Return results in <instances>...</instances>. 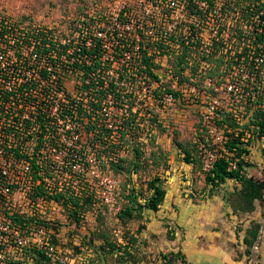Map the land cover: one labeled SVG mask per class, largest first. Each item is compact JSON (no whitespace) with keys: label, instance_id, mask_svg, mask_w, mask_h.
I'll return each instance as SVG.
<instances>
[{"label":"rangeland","instance_id":"374dc122","mask_svg":"<svg viewBox=\"0 0 264 264\" xmlns=\"http://www.w3.org/2000/svg\"><path fill=\"white\" fill-rule=\"evenodd\" d=\"M211 1L0 0V30L8 32V37L0 42L3 51L0 61L4 62L1 74L10 77L3 78L6 82L0 81V87L5 89L34 81L37 71L33 68L37 66L75 61V58L36 57L35 40L22 43V39L33 37L38 31L46 32L56 43L75 39L80 45L114 26L125 27L132 35L140 33L144 37L130 51V58L125 53L114 58L110 55L114 41L103 33L104 54L99 58H79L120 60L114 66H100L94 75H106V79L117 84L107 92L100 108L101 118L109 124L113 137L102 142L96 140L86 133L85 128L91 122L78 117L67 118L64 132L66 130L68 147L79 151L80 169H84L77 173L76 185L73 182L72 187L68 180L63 181L61 193L55 195L59 207L53 228L63 261L45 262L37 257L35 261L24 258L16 264H182L178 258L181 250L188 248V218L200 211L202 205L207 208L212 204L205 203L206 197L197 198L187 192L188 180L197 191L201 189L199 180H203L207 172L203 164L197 166L200 173L193 178H185L177 170L174 173L179 159L189 157L191 160L192 153L203 159L197 143L202 128L198 111L214 99L219 109L226 112L240 109L242 100L237 94H229L227 86L245 82L246 73L256 77L257 85H264V38L257 39L260 33L264 35V0ZM19 45L22 48L17 50ZM140 47L146 51L147 58L136 57ZM16 51H21L20 59L26 63L28 72L17 71L19 66L10 62L18 59ZM183 54H186L185 60ZM147 62L152 63L151 71L157 78L149 75ZM61 74L64 91L82 102V107H88V100L77 96L85 76H77L75 71ZM257 85L255 89L262 98L263 88ZM49 87L29 92L27 102L49 97L45 99L49 107L44 109L62 108L67 102L65 92ZM166 93L173 94V103L162 100ZM20 103L5 109H39L34 103L31 108ZM231 112L242 115L238 110ZM260 116L255 115V121H249L259 125L261 133ZM123 129L124 136L120 137ZM56 132L55 129L52 133ZM259 141L264 142L250 130L246 166H258L252 147ZM263 148L259 145L254 152L264 153ZM191 162L196 164L194 160ZM263 163L258 169L263 173L262 178L251 180L259 190L257 205L264 208ZM49 174L54 175V170ZM158 183L164 186L165 199L151 210L150 199ZM219 200L224 201L221 196ZM220 227L213 226V230ZM249 230L251 238L244 235L246 247L241 250L247 255L255 239ZM221 239L217 237L216 242L224 243L223 237ZM263 249L259 245L252 248L254 258L248 257L244 264H260L258 256L264 261Z\"/></svg>","mask_w":264,"mask_h":264},{"label":"built area","instance_id":"2783aa9c","mask_svg":"<svg viewBox=\"0 0 264 264\" xmlns=\"http://www.w3.org/2000/svg\"><path fill=\"white\" fill-rule=\"evenodd\" d=\"M205 1L210 2L209 0ZM207 6H210V3ZM121 28L120 26H114L106 30V32L101 31L96 35V39L84 41L81 46L85 45L88 49H92L95 43L98 42L103 51L102 56L105 51V45L101 41L103 35H106L114 41L111 56L117 58L118 54L125 53L130 58V51L138 45L140 39L138 33L132 35L131 32L125 31V27L121 26ZM138 31L140 32V30ZM125 35H128V37L132 36L131 41L133 42V46L126 51L123 49L117 52V48L121 49L122 47L120 40ZM77 44L80 45L78 42ZM21 48L22 45H19L17 50ZM21 51H16L17 54L15 56L18 59L11 60L10 62L19 66L17 71L28 72L29 69H26V63L20 59L22 56ZM0 52H3L2 49H0ZM133 55H136V52L133 51ZM35 56L37 57L36 53ZM61 58L66 57L62 55ZM73 60L75 61H54L46 63L43 67L37 66L36 69L33 68V71H37V78L34 81H25L18 86L35 83L37 88L32 91H36L37 89H48L50 88L49 85H51L65 92L60 87V83L64 79L61 72L66 71L68 73L75 71L77 76H85V72L89 71L85 68L92 64H95V67L93 66L94 68L82 78V83H88L91 79H98L100 77L104 79V87H107L109 83L113 84V88L117 85L116 81L106 79V75H94L100 66H114L120 60L113 58L106 61H101L102 59L80 60L79 58ZM260 60L263 61V58H260ZM121 61L126 62V60ZM3 63L1 60L0 81L3 78L10 79L5 74H1ZM42 72H46L45 77L42 76ZM246 76L245 82L239 85L234 83L227 86L229 94H237V98L242 100V104L239 106L240 109H231V111L238 110L239 113H242L241 117L236 116V112H226L223 109H219V103L216 99L206 102L203 107L204 109H199L198 111L200 113V127L202 128L200 129V137L197 143L203 155V167L207 172L212 169L218 157L233 156V151L237 150L236 147L244 146L249 148V144L246 142L250 137V130L251 133L254 131L264 141V132L260 133L259 125L250 124L249 121H255V111L259 103V90L255 89V85L259 81L252 73H246ZM260 87L263 88V103L259 104L263 108L260 121L264 128V85H260ZM239 88L241 89L240 91L238 90ZM0 89L4 91L0 92V108H2L0 109V264H16L21 259H31L30 254H34L35 251H40L52 260L56 259L61 262L63 261V256H60L58 246L52 242L54 236H57V234L51 225L55 224L57 219L55 212L56 208L59 207L57 200L52 195L61 193L63 181L68 180L72 186L73 182L77 180V173L82 172L84 169L83 167L80 169L81 157L78 153L79 151H74V149L68 147L69 143L67 142V135H65L66 130L64 132L67 117L62 116V108L5 109L16 105L19 106L21 105L20 102H24L25 104L23 103V105H26V108H28L33 102H27L29 99L24 100V98L16 103L12 94L6 100L3 98V95L14 92L16 87H6L5 89L2 86ZM192 90L194 91V89ZM25 94L30 96L29 91ZM57 95L61 96V94ZM41 99L45 100L49 99V97H41L39 100ZM162 100L167 103H173L175 97L172 93H166L162 95ZM104 102L105 100L103 99L101 106ZM249 102L254 103L251 106L252 109H246ZM7 104L8 106H6ZM56 106L58 107L59 105L56 104ZM223 111L226 113L224 114ZM244 118L247 121L246 126L249 127L245 126L246 123L243 124ZM222 120L230 122L232 127L229 128ZM106 125L110 128L109 124ZM55 129L57 132L54 135L52 132ZM240 135L242 137L238 141L237 139H239ZM232 141H236L235 146L228 148L227 144ZM240 158L243 160L248 159V153L244 150ZM236 161L237 158L234 161H230V169L236 167ZM51 169L54 170V175L52 176L49 174ZM74 185H76V182ZM260 232L262 234L264 230L260 229ZM257 246L255 244L253 248Z\"/></svg>","mask_w":264,"mask_h":264},{"label":"trees","instance_id":"16d2710c","mask_svg":"<svg viewBox=\"0 0 264 264\" xmlns=\"http://www.w3.org/2000/svg\"><path fill=\"white\" fill-rule=\"evenodd\" d=\"M116 34V33H115ZM139 39L143 40L144 37L138 33ZM8 37V32L7 30H0V42L1 39ZM35 40V45H34V51L39 58H61L62 55H65V57H75V58H81L83 56H89V57H94V58H99L102 54V49L100 48V44L98 42L95 43V46L92 49H88L85 45H79L77 44L75 39H67L64 43L58 42L57 43L54 41L55 39L52 38L51 36L47 35L46 32L43 31H38L34 34L33 37H24L22 39V43L26 42L27 40L29 41L30 39ZM264 38L263 34H260L257 36L258 41H262ZM139 41V42H140ZM76 44V45H75ZM120 44L122 45L121 49L117 48V52L125 49L128 50L133 46V42L131 41V38L128 37V35H125L121 38ZM159 47H163L162 43H160ZM141 51L137 53L138 55L136 56L138 59H145L147 58L146 56V51L140 47ZM256 53H259V48H256ZM243 54L246 56V52H243ZM19 56V55H18ZM183 59L185 60L186 54L182 55ZM247 57V56H246ZM238 58H242V55L240 54ZM183 62V61H181ZM151 65L152 63L147 62L146 63V69L148 70V73L150 76L153 78H157L153 72L151 71ZM95 67V64H92L90 66H87L85 69L86 70H91ZM184 67H182L181 70H183ZM89 71H86L85 74ZM42 76H46V72H42ZM85 75V76H86ZM1 77V76H0ZM104 79L98 78V79H91L88 83H82L81 87L77 91V96H83V98H86L89 102L88 107H82V102H78L76 97H72L65 91V98L67 102L62 106V116L65 117H72V118H83L88 120L90 125H88L86 129L87 135L93 136L96 140H100L101 142L104 140H109L111 139L112 132L111 130L107 127L104 118H101V102L103 99L106 97L108 90L113 88V84L109 83L107 87H104ZM60 87L62 85L60 84ZM37 88V85L31 84V85H21L17 86L15 91L12 93H7L6 95H3V98L6 100L9 99L10 94L14 95V100L16 103L19 102V100H26L28 99V96L25 94L27 91H32ZM64 89V88H63ZM65 90V89H64ZM0 92H4L1 91ZM79 94V95H78ZM80 98V97H79ZM258 108H256L255 115H261L263 113L262 107L260 106L263 103V96L262 98H258ZM33 103L39 108V109H44L49 107V102L46 100H36L33 101ZM252 102H249L246 106V109H252ZM260 104V105H259ZM231 114V113H229ZM223 123H226L229 128L232 127V124L226 120H222ZM261 122V121H260ZM262 125V122H261ZM262 132H264V128L262 126ZM121 136H124V129L120 132ZM200 137V136H199ZM239 140V139H237ZM236 141H232L227 144L228 148H233L235 146ZM246 147L241 146V147H236V151H233L234 155L230 157H218L214 164L213 167L210 171L206 172L205 176V181L206 183H212V184H218L220 182L225 181L227 178H235L237 180H241L243 182V185H245L244 189L248 190L245 195L242 194V202L246 203H252L253 199L259 198V190L257 184L254 183L251 179H247L245 176L241 174V171L243 170V167L246 165V162L240 158L241 153L245 150L248 152ZM198 152V151H197ZM237 158L236 161V167L234 169L229 168V163L230 161H234ZM191 160H194L196 162V166L200 164H203L202 158L200 155L197 153H192ZM185 162H191L189 160V157L185 158ZM154 195L150 199V205L149 209L154 210L157 208V205L165 199L166 191L164 189V186L160 183L154 185ZM42 191V189H41ZM56 200L57 197L55 195H52ZM56 224L51 225L53 226ZM257 225H253L252 229H250V232L253 235V238L256 237L257 233ZM54 229V228H53ZM55 230V229H54ZM260 230V229H259ZM56 236H54V239L52 240L53 243L56 242ZM254 239H252V244H253ZM31 260H34L38 257L39 259H42L45 262H50L52 261L51 258L47 257L44 253L40 251H35L34 254H30Z\"/></svg>","mask_w":264,"mask_h":264},{"label":"crops","instance_id":"0c3cea01","mask_svg":"<svg viewBox=\"0 0 264 264\" xmlns=\"http://www.w3.org/2000/svg\"><path fill=\"white\" fill-rule=\"evenodd\" d=\"M241 137L240 135L238 141H240ZM256 143L257 145L252 147V155L255 158L254 162L258 166L245 165L241 171V174L247 179H261L263 176L262 171L258 169L264 162V153L254 152V149H258L259 145L263 148L264 143L260 141ZM247 160L244 161L248 163L249 161ZM178 161L180 166L174 165V173L177 170L179 175L183 174L185 178H193V175L196 176V174L200 173L199 168L193 162H185V159H179ZM202 179L199 180L202 181L199 191L188 180L187 192L197 198L206 197L207 201L205 203L208 202V205L211 203L213 205L211 204L207 208L202 205L200 211L197 210L191 218H188L190 220L188 248L184 247L185 250H181V253H179L181 257L178 259L182 264H244L245 261L249 260L248 257L252 256L253 259V246L257 244L259 248H264V245H261L264 243V233L261 234L259 230H264V215L261 216L260 214L261 212L264 214V208L257 205L259 203H257V198L253 199L252 203L242 202V194L245 195L248 190L244 189L245 185H243L241 180L227 178L225 181L214 185L206 183L205 177ZM220 196L223 197L224 201L219 200ZM255 224L258 227L256 237L250 248V253L247 255L241 251L243 246L246 247L244 235L248 236L246 238H251L247 231ZM212 225H221V227L219 230H213ZM220 236L225 241L222 244L220 241L216 242L217 237L222 241ZM214 242L216 243L213 244ZM262 251L264 252V249ZM258 257L256 258L257 262L264 264V261H260Z\"/></svg>","mask_w":264,"mask_h":264},{"label":"flooded vegetation","instance_id":"af4514ba","mask_svg":"<svg viewBox=\"0 0 264 264\" xmlns=\"http://www.w3.org/2000/svg\"><path fill=\"white\" fill-rule=\"evenodd\" d=\"M210 1V3L212 2L211 0H209Z\"/></svg>","mask_w":264,"mask_h":264}]
</instances>
